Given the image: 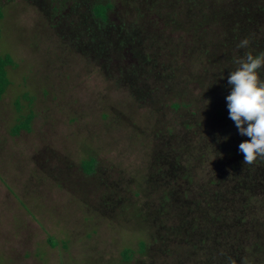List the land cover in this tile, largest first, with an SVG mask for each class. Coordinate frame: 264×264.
<instances>
[{
	"label": "rangeland",
	"instance_id": "rangeland-1",
	"mask_svg": "<svg viewBox=\"0 0 264 264\" xmlns=\"http://www.w3.org/2000/svg\"><path fill=\"white\" fill-rule=\"evenodd\" d=\"M0 6V264H264V161L226 102L264 0Z\"/></svg>",
	"mask_w": 264,
	"mask_h": 264
},
{
	"label": "clouds",
	"instance_id": "clouds-1",
	"mask_svg": "<svg viewBox=\"0 0 264 264\" xmlns=\"http://www.w3.org/2000/svg\"><path fill=\"white\" fill-rule=\"evenodd\" d=\"M249 44L245 38L237 47L247 48ZM235 63L238 67L227 78L231 86L226 96L227 108L239 134L250 138L239 144L243 164L253 165L258 159L264 161V79L259 75V70L264 68V53L254 56L248 52Z\"/></svg>",
	"mask_w": 264,
	"mask_h": 264
},
{
	"label": "trees",
	"instance_id": "trees-1",
	"mask_svg": "<svg viewBox=\"0 0 264 264\" xmlns=\"http://www.w3.org/2000/svg\"><path fill=\"white\" fill-rule=\"evenodd\" d=\"M110 8H111V6L109 5V3H107V4L98 3V4H95L93 6L92 11L97 18L101 19L102 21H105L107 19V12ZM2 18H3V9L0 6V21L2 20ZM0 35H1V30H0ZM11 65H14V64H13V59L10 56V54H5V55L0 54V98L3 96L8 85L10 84V81L8 78L7 68ZM32 118L33 117H29V119H28L29 124H30ZM18 130H20V127L18 128ZM87 161H88V163H87ZM87 161H85L83 163V166H85L86 169L88 166L89 171L91 172L94 168L95 161L92 158L87 160ZM130 257H131L130 251L125 250L124 251V259L126 261H128Z\"/></svg>",
	"mask_w": 264,
	"mask_h": 264
},
{
	"label": "flooded vegetation",
	"instance_id": "flooded-vegetation-1",
	"mask_svg": "<svg viewBox=\"0 0 264 264\" xmlns=\"http://www.w3.org/2000/svg\"><path fill=\"white\" fill-rule=\"evenodd\" d=\"M91 159V158H90Z\"/></svg>",
	"mask_w": 264,
	"mask_h": 264
}]
</instances>
